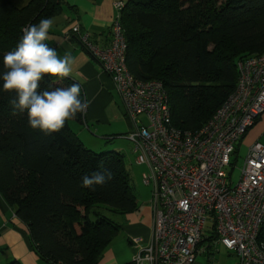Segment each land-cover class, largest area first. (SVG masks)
I'll list each match as a JSON object with an SVG mask.
<instances>
[{"label": "trees", "instance_id": "1", "mask_svg": "<svg viewBox=\"0 0 264 264\" xmlns=\"http://www.w3.org/2000/svg\"><path fill=\"white\" fill-rule=\"evenodd\" d=\"M123 2L126 66L138 79L162 82L171 123L181 130L197 131L226 100L236 86L240 59L264 55V0ZM65 3L27 0L17 6L14 0H0V74L3 56L16 48L21 29L60 13ZM73 83L69 77L45 78L41 88ZM14 97L0 81V196L26 227L42 261L98 264L119 231L114 215L137 207L124 156L83 144L71 127L83 123V114L58 133L32 129L26 112L10 106ZM106 170L113 173L111 181L94 191L82 186L84 175ZM259 238L264 240V227Z\"/></svg>", "mask_w": 264, "mask_h": 264}, {"label": "built area", "instance_id": "2", "mask_svg": "<svg viewBox=\"0 0 264 264\" xmlns=\"http://www.w3.org/2000/svg\"><path fill=\"white\" fill-rule=\"evenodd\" d=\"M105 46L89 39L78 25L70 28L80 44L111 78L124 114L134 124L125 135L137 164L144 165L153 212L146 243L137 247L132 264H192L208 229L215 241L234 253L237 264H264V145L257 142L232 182L235 146L264 113V55L240 59L237 83L226 100L197 131L171 123L168 97L160 80L134 77L125 62L126 40L120 22L122 0ZM230 168V169H229Z\"/></svg>", "mask_w": 264, "mask_h": 264}, {"label": "crops", "instance_id": "3", "mask_svg": "<svg viewBox=\"0 0 264 264\" xmlns=\"http://www.w3.org/2000/svg\"><path fill=\"white\" fill-rule=\"evenodd\" d=\"M14 1L17 6H21L27 0ZM115 1L65 0L66 3L61 12L51 17L54 24L45 41L57 50L59 56L63 57L65 53H70L75 59L69 78L80 84L83 99H87L88 106L83 113V123H74L71 127L85 146L99 144L102 139L107 146H111L117 138L126 139L125 135L134 127L133 122L125 116L114 84L109 75L103 71L100 62L80 44L75 36L69 34L70 28L78 25L82 31L89 34L95 44L107 45L110 38V25L115 14L113 6ZM93 137H97L96 141L90 140ZM257 142L264 145V113L255 120L237 143L231 158L233 167L240 154H242V164L250 147ZM112 146V150L121 152L114 145ZM150 192L151 189L148 191L141 189L136 193L135 210L114 215L113 219L119 224V231L106 247L98 264L130 263L137 253V247L131 241L132 237H140L142 243L149 240L153 223ZM209 226L207 224L208 229L199 243L200 251L192 264H237L234 253L215 241ZM0 252L4 255L0 262L5 263L16 259L22 264H47L34 253L26 227L1 196Z\"/></svg>", "mask_w": 264, "mask_h": 264}, {"label": "clouds", "instance_id": "4", "mask_svg": "<svg viewBox=\"0 0 264 264\" xmlns=\"http://www.w3.org/2000/svg\"><path fill=\"white\" fill-rule=\"evenodd\" d=\"M53 18L41 19L21 29L23 35L16 48L3 56L5 71L0 74L2 90L15 93L9 101L13 111L27 114L28 125L46 135L60 132L68 120L83 114L88 106L81 98V86L73 83L68 87L42 89L45 78H66L73 71L74 57L70 53L59 56L57 50L45 41L53 27ZM113 179L111 171L84 175V188L95 190Z\"/></svg>", "mask_w": 264, "mask_h": 264}, {"label": "rangeland", "instance_id": "5", "mask_svg": "<svg viewBox=\"0 0 264 264\" xmlns=\"http://www.w3.org/2000/svg\"><path fill=\"white\" fill-rule=\"evenodd\" d=\"M96 138L97 137H93V138H90V140L96 141ZM99 142H100L99 144L98 143L92 144L91 146L89 144V146H86V147L91 148L95 151H109V150L113 149L112 145H114L122 153H124V154H122L124 156V166L130 174L131 185L134 187L135 193H137L141 189H142V191L143 190L148 191V189H150L149 186H146L143 183V174L145 172V167L143 165L137 164V162L135 160V155L131 149L132 148L131 142H129L128 140H126L124 138L115 139L111 146H107L106 145L107 143H105L104 139H102V141H99ZM233 159H234V157H233ZM241 161H242V154H240L238 156L237 161L235 162V166L233 167V172H232V182L233 183H236L238 178H239V167L241 165ZM3 256L4 255L0 252V261L3 259ZM3 263L4 262H0V264H3Z\"/></svg>", "mask_w": 264, "mask_h": 264}]
</instances>
